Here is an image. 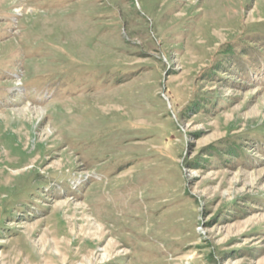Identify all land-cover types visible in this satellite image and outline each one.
I'll return each instance as SVG.
<instances>
[{
	"label": "rangeland",
	"instance_id": "1",
	"mask_svg": "<svg viewBox=\"0 0 264 264\" xmlns=\"http://www.w3.org/2000/svg\"><path fill=\"white\" fill-rule=\"evenodd\" d=\"M0 264H264V0H0Z\"/></svg>",
	"mask_w": 264,
	"mask_h": 264
}]
</instances>
